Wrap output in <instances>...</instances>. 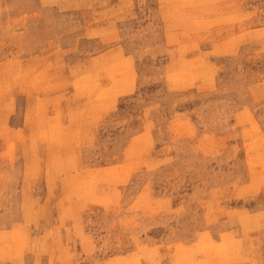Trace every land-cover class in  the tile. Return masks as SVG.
Returning <instances> with one entry per match:
<instances>
[{
	"label": "rangeland",
	"instance_id": "rangeland-1",
	"mask_svg": "<svg viewBox=\"0 0 264 264\" xmlns=\"http://www.w3.org/2000/svg\"><path fill=\"white\" fill-rule=\"evenodd\" d=\"M0 264H264V0H0Z\"/></svg>",
	"mask_w": 264,
	"mask_h": 264
},
{
	"label": "bare ground",
	"instance_id": "bare-ground-1",
	"mask_svg": "<svg viewBox=\"0 0 264 264\" xmlns=\"http://www.w3.org/2000/svg\"><path fill=\"white\" fill-rule=\"evenodd\" d=\"M117 2V1H116ZM196 9V8H195ZM197 10V9H196ZM200 10V9H199ZM210 13V12H209ZM94 21V20H93ZM178 32V31H177ZM98 34V33H97ZM182 76V75H181ZM38 103V102H37ZM29 105V104H28ZM27 110V109H26ZM71 113V112H70ZM24 117H25V115H24ZM54 141V140H53ZM52 143V142H51ZM54 144V143H53ZM58 144H59V142H58ZM51 145V144H50ZM60 150V149H59ZM54 154V153H53ZM60 156V155H59ZM76 167V166H75ZM40 176V175H39ZM69 205V204H68ZM14 242V241H13ZM70 247V246H69ZM20 252H22V251H20Z\"/></svg>",
	"mask_w": 264,
	"mask_h": 264
}]
</instances>
